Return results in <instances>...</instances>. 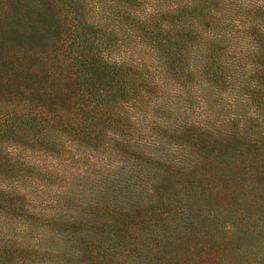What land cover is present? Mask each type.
<instances>
[{"label": "trees", "instance_id": "obj_1", "mask_svg": "<svg viewBox=\"0 0 264 264\" xmlns=\"http://www.w3.org/2000/svg\"><path fill=\"white\" fill-rule=\"evenodd\" d=\"M76 3L0 0V142L19 137L23 148L51 151L70 168L81 166L87 179L96 175L106 201L86 208L98 219L112 217L91 222L95 236L81 238L79 257L68 252V259L264 264V0H190L175 11L157 5L152 16L134 21L140 47L153 49L139 66L100 64L92 48L104 32L76 20ZM169 18L170 26L160 21ZM87 31L89 50L73 58L72 38ZM64 52L74 59L69 65L60 64ZM155 92L156 110L137 109L143 117L124 110L123 101L140 105ZM169 99L180 102L177 112L164 106ZM181 107L188 113H178ZM195 108L203 120L189 116ZM148 128L154 136L146 137ZM62 136L102 151L67 149ZM139 144L154 151L143 154ZM111 151L123 157L115 167ZM130 156L139 161L136 169L125 167ZM36 164L0 146V172H11L10 179L47 183L50 171ZM105 166L118 178L104 174ZM0 196L5 214L23 213L16 191Z\"/></svg>", "mask_w": 264, "mask_h": 264}, {"label": "rangeland", "instance_id": "obj_2", "mask_svg": "<svg viewBox=\"0 0 264 264\" xmlns=\"http://www.w3.org/2000/svg\"><path fill=\"white\" fill-rule=\"evenodd\" d=\"M74 1H77L75 4L76 11H74L76 20L88 24L93 23L104 32V37L103 35H99L101 41L96 40L92 48L93 52L97 54L98 59H100V64L109 63V65H111L115 61L124 62L126 60L128 63L130 62L139 66L141 63L138 60L148 58L150 54H152L153 49L149 46L140 47L139 43L142 44V38H140L138 27L134 26L135 19H143L152 16V11H155L157 5H160V7L163 5L162 8L166 10L175 11L176 9L174 6L184 4L186 1L190 0H137L139 3H135L131 0ZM169 7L173 8L169 9ZM165 12L166 11H164L163 14L167 13ZM16 18L18 21L19 17ZM162 18L165 17L162 16L159 19ZM160 21L163 22L165 26H170L171 24L170 18L169 21ZM175 22L176 25L182 24L179 20ZM88 38V31L86 33L80 32L76 37L72 38L71 49L73 58L75 55L79 56L80 51L84 47L89 50L90 44ZM141 48L143 51H139ZM61 57L60 64L64 63V65H69L74 60L72 59V54L68 56L66 52L62 53ZM87 58L88 55L79 60V65L85 63ZM154 60H158L157 57L154 59L152 58L148 64L151 66L153 63H158V61ZM126 61L125 63H127ZM120 62L119 64H121ZM80 73H82V71ZM128 77L131 78V80L133 78V76L130 77L129 75ZM159 96L160 93L157 92L148 94V97L146 94L144 102L140 105H133L132 103H126L124 101L122 104H124L123 107H127L124 110H127L130 115L143 117V115L137 112L141 111L143 114H146L152 112V109L156 110L155 106L160 100ZM161 96L164 95L161 94ZM181 96L182 94H180L176 100L181 99ZM179 103L175 105L173 99H169L164 106L169 108L173 105V109H175L174 112H177ZM182 103L184 104V102ZM117 104L121 106V101ZM227 107L228 106H225V108ZM197 109L199 108H195L193 115L189 116L197 120H201V118L203 120L205 116L201 115ZM188 111L189 110L185 111L184 108L181 107L178 113L187 114ZM147 130L148 132H146ZM147 130L144 132L146 133V137L155 135L150 128ZM21 137L24 136L21 135ZM26 138L28 144H37L29 140L30 136L26 135ZM61 138L66 141L64 147L67 149L70 147H80L84 149L79 146L78 142L75 143L69 136H62ZM0 143L1 149L4 152L13 155L14 153L17 154L21 152V155L28 156L31 161L37 163L35 166L45 164L43 166L46 167V172L48 170L50 171L47 175L49 178L47 183L44 182L47 181L45 177H41L43 181H35L32 180L33 177L31 178L25 175L24 177L20 176V178L16 177L10 179L9 177L12 175L11 172L6 175L0 172V191H16V193L21 196V198L18 199L17 205L23 210V213L15 215L5 214L0 205V264H81L69 260L68 257L70 254H80L78 245H80L81 238L90 237L92 235L95 236L94 230L88 225L92 224L91 222L112 220V217L107 215H102L100 216L101 219H98L93 216L89 208H86L88 203L101 204L106 201L103 200V195L98 191L101 187L99 186L100 184L97 183L96 175L92 174L87 179L88 176L86 173H83L84 170L80 171L81 166L80 169L70 168L68 162L59 159L51 151H44L43 149L38 150V148L30 147L23 148L26 146H23L24 144L21 143V138L19 137L4 139ZM137 146H140V150L143 154L152 153L154 151L153 147L141 146V144ZM166 147H169V149H167L169 151L177 149V146L172 144H167ZM85 148L89 150L84 149L90 156H93V154H100L102 151V149H99V151L95 153L96 148L92 143L90 146L85 144ZM156 149L159 150L160 148L157 146L155 147V150ZM159 152L165 151L160 150ZM120 153L119 151L117 153L111 151V154L115 156L112 163L110 162L112 167H115L113 164L117 163L116 161L119 158L123 159ZM165 153L162 154L164 155ZM107 157L103 164L107 163ZM98 159H100V156ZM138 162L139 161H135V159L130 156L127 158L125 167L130 166L136 169ZM62 165L65 167V171L61 169ZM104 169V174L111 173L113 174V178L115 177V172H108L106 166ZM114 171H118V168ZM50 175H52V177ZM117 178L118 174L114 179ZM72 191L78 194L73 199L69 198L72 195ZM113 197L120 198V195L117 196V194H114ZM0 198L3 197L0 196ZM5 203L6 201L0 199V204ZM72 221H76L77 224L73 226L71 223ZM237 237L239 238L240 236ZM9 239H11L12 243H9ZM252 240L255 242L256 238ZM68 252H70L69 255L67 254ZM76 257H79V255ZM129 261L136 264L138 263L132 259Z\"/></svg>", "mask_w": 264, "mask_h": 264}]
</instances>
